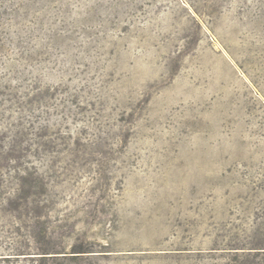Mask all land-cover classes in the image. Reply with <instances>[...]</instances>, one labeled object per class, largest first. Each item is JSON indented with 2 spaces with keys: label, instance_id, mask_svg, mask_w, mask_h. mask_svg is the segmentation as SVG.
<instances>
[{
  "label": "rangeland",
  "instance_id": "obj_1",
  "mask_svg": "<svg viewBox=\"0 0 264 264\" xmlns=\"http://www.w3.org/2000/svg\"><path fill=\"white\" fill-rule=\"evenodd\" d=\"M0 264H264V0H0Z\"/></svg>",
  "mask_w": 264,
  "mask_h": 264
}]
</instances>
